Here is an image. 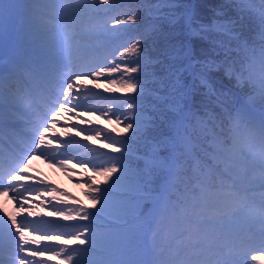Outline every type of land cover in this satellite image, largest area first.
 <instances>
[{
	"label": "snow or ice",
	"instance_id": "1",
	"mask_svg": "<svg viewBox=\"0 0 264 264\" xmlns=\"http://www.w3.org/2000/svg\"><path fill=\"white\" fill-rule=\"evenodd\" d=\"M76 12L80 9H86L93 12L99 7V0H76ZM146 2V0H140ZM250 0H226L214 10L215 19L210 23L204 22L201 12L193 9L190 3L185 0H155L150 5V13L153 21L138 30V35L133 37L135 43L131 47L123 44L121 47L127 49V53L134 58L124 63L121 72V60L115 58L113 53V62L97 65L87 72L74 73L76 79L83 83L81 79L85 75H94L95 79L104 78L109 85H115L117 80L111 76H105V73H120L121 83L117 92L135 94L123 101L127 111H122L121 115L125 117L124 131L131 134L125 137L120 143L124 146L123 152L112 143L106 145L113 148L114 152L120 153V156L113 157L114 163L109 161L110 166L98 169L101 174L106 176L103 182L106 187L99 184L93 185L89 180L87 195L91 198V207L73 206L61 202L62 207H57L55 203L52 207L64 216L63 221H49L50 225L56 228H63L75 224H81L77 231L69 234L67 241L70 245H76L77 242L81 248V258L74 264H159L158 261L147 258L148 249L144 244V237L149 231V224L162 213H175L179 209L178 220L186 232L193 237H200L204 234V239L195 244L197 249H205L207 253H213L214 249L220 247L217 242H213L210 237L212 229L224 231L235 220V213L222 206L226 196L235 198L237 194L235 173L242 164L248 162L247 155L250 149L243 147L235 136L231 137V144L227 140L219 139L213 128L207 127L208 124H216L217 120L223 121L227 117L229 121H239L243 107L233 108L235 104L243 105V101L238 98L237 89L243 90L251 86L253 91H258L262 101H264V0H259L261 8L258 10L259 36L261 39L259 59H252L251 62H240V67H235L236 61L232 64L225 59L218 63L212 53L217 48L225 49V55L232 51L226 48L223 41L217 42L209 40L210 34L214 32H223L228 41H234L238 49H248L247 41L244 38L245 27V4ZM73 0H66L65 11H73L71 5ZM108 0H105V4ZM4 0H0V5ZM15 5L9 4L8 18L11 20L14 16ZM233 8L235 12L229 15L226 9ZM99 14V13H97ZM37 19L41 25L48 31L55 32L59 36V29L51 23V18L38 16ZM136 17L132 13H126L124 19L114 17L111 21L104 22V29L98 35V39L112 41L119 39L124 33L133 29L128 27L130 21H135ZM5 15L0 9V45L3 44L5 32ZM109 25L122 26L119 31ZM71 37L61 38V54L65 59H71ZM197 41H205L211 45V52L204 44H198ZM131 42V41H129ZM109 47L108 43L104 44ZM119 51V49H117ZM124 53H121L123 57ZM60 70L57 69V72ZM127 77L126 79L124 77ZM43 96L46 103L51 105V110H41L39 115L44 123H38L29 116L28 125L34 127V131L22 133L27 140L26 147L21 149L25 154L17 157L19 163L17 167L10 172L7 177L0 180V188L12 190L18 186L19 177L14 173L20 172L21 168L27 166L29 157L33 154H44L45 150V130L48 129V120L53 113L59 115V111L64 110V105L74 96L80 93H74V96H68L65 92H74L76 81H72L69 76L66 80H57V74L51 73L42 76ZM223 81V82H221ZM58 83L60 92L57 94L54 89L48 85ZM99 89L100 85L97 84ZM94 91V90H86ZM109 92L112 89L109 88ZM103 95V93H101ZM15 98L18 94L10 92ZM34 94L29 91L25 96H20L22 102L25 98H31ZM4 98L3 80L0 77V102ZM84 97H81L83 100ZM217 106L222 110L223 116H217L209 109ZM73 108H80V103L73 105ZM202 108L207 121L197 116L194 109ZM59 110V111H58ZM82 110V109H81ZM235 113V115H233ZM76 113L73 112L72 115ZM35 115V113H32ZM112 116L117 114L112 112ZM195 118L206 128V135L213 137V151L207 152L208 160L206 162L197 161L195 171L203 176L196 185L198 195L191 197L189 202V182L190 177H183V190H180L178 184L170 180L174 166L178 159L177 147L187 139V135H181V129H186L185 123L188 119ZM85 124L88 122L81 117ZM74 129L83 128L80 124H72ZM97 129L99 125H94ZM262 137L261 151L259 159L253 161L258 163L264 171V120L261 121ZM232 131V129H229ZM95 134V133H94ZM2 135V130H0ZM76 136H79L77 132ZM43 137V139H41ZM55 139H59L56 137ZM69 140L76 137H69ZM2 154V149H0ZM63 155V153L61 154ZM54 164L69 171L67 165L70 162L67 157L62 159H53ZM76 163H81L76 159ZM223 168H218V165ZM88 162L81 164V167H87ZM115 174V175H114ZM215 176V182L210 180ZM9 177L12 183L5 184ZM94 179V178H93ZM109 180L111 183L109 184ZM43 186V191L50 193H60L63 196L70 194L39 180ZM29 187H24L23 191L14 196H22L29 193ZM172 193H176L175 202L170 198ZM37 191L35 195H40ZM72 199H76L72 197ZM99 205V208L97 207ZM214 209V211H213ZM66 213V214H65ZM142 223L130 227V223L140 221ZM67 222V223H66ZM16 223V219H12ZM258 224L260 239L259 249H252L246 255L229 252L224 258H212L206 256L204 259H188L181 264H252L247 257L252 255L253 251L264 252V207L254 218V225ZM255 230L250 229V231ZM83 237V238H82ZM20 241L27 244V237L23 231L19 233L17 245L19 251L23 252L24 247ZM58 247H63L60 245ZM32 250L33 257L42 256L44 253L39 249ZM200 255V253H197ZM219 255L218 253L216 254ZM257 261L261 259L259 255L255 257ZM0 264H3L0 261ZM19 264H33L32 260L22 257ZM34 264H46L35 260Z\"/></svg>",
	"mask_w": 264,
	"mask_h": 264
},
{
	"label": "trees",
	"instance_id": "2",
	"mask_svg": "<svg viewBox=\"0 0 264 264\" xmlns=\"http://www.w3.org/2000/svg\"><path fill=\"white\" fill-rule=\"evenodd\" d=\"M151 0H146V2H140V0H108V3L106 5H111L113 3L116 5L126 3L124 6V10L129 8V11L137 18H140L138 20L136 18L135 21H131L135 24H139L141 22H145V24H150L153 21V17H146V15H142L141 17L138 15L142 11L148 8V5L150 4ZM105 0H100V5H104ZM193 9H195V6H193ZM244 7L246 8V19H245V27H244V38L247 41L248 44L255 47L257 50L252 49H238L237 45L234 41H228L227 37L223 35V32H214L210 34L208 39H216L215 41L220 42L223 41L226 48L232 49L230 53L227 54V57L225 55V49L217 48L216 51L213 54V57L217 60L218 63L223 62L225 59L228 60L229 64H232L233 61H236L235 67L238 69L240 67V62H251V60L254 58L256 60L259 59V53H260V47H261V39L259 36L260 28H259V19H258V10L261 8V5L259 3V0H250L249 3L245 4ZM36 9V8H35ZM24 15H27L30 17V14L27 12H24ZM21 21L26 20V16L20 17ZM148 19H151V21H147ZM144 27H139L137 29V35L138 30H142ZM135 43V42H134ZM133 43V44H134ZM132 46V45H131ZM130 46V47H131ZM211 48L210 46H208ZM211 52V49H210ZM126 59L121 62V69L120 71H123L124 63H126L128 60L133 59L134 57L127 53L126 49ZM127 78L126 76L124 77ZM118 81H121V79H118ZM223 82V81H221ZM120 86V84H119ZM113 87V86H112ZM116 91L118 88H112ZM238 98L243 101V97L249 98L252 102H254L257 105L264 106V101L261 100L258 91H253L251 86H247L243 88V90L237 89ZM135 94H130L127 96H120V97H114L117 108L122 111H127L126 105L123 104V101L125 99H128L130 96H133ZM233 108L237 107H243V111L241 114V118L238 122L239 127L242 129H245V126L242 124V121L247 118V115H249L248 108L246 107L245 103L243 102V105L235 104L232 106ZM201 108L194 109L196 111L197 116H199L202 120L207 121V117L204 115V110H199ZM210 111H213V113L217 116H223L222 110L213 105L210 109ZM235 115V113H233ZM236 120L229 121L227 117L223 118V121L220 120L216 121V124H208L207 127L213 128L217 137L219 139H224L228 141V144H231V137L235 136L236 139L241 143L243 140V137L239 135V132L237 130ZM188 127L186 129H181V135H187V139L182 142L181 145H178L177 147V155L178 159L176 161L175 167L173 169V172L170 176V180L174 184H178L180 187V190H183V177L188 176L190 177L189 182V196L191 203V197L198 195V190L192 191L193 189H196L197 182L199 180H203L204 177L199 175L198 172L195 171L196 163L197 161L200 162H206L208 160V157L206 155L207 152L213 151L212 147V141L213 137L211 135H206V128L201 123H198L197 119L190 118L185 122ZM125 125H116V135L110 134L111 140L110 141H116L118 144L122 145L120 143L121 140H123L125 137L129 136L131 134V130L129 132L124 131ZM252 129L246 134V139L248 137L255 136V131ZM229 129H232V131H229ZM257 133V132H256ZM248 136V137H247ZM109 141V142H110ZM123 146V145H122ZM124 147V146H123ZM192 149H195V151L199 154V160L195 159L191 156L190 152H192ZM120 155H114L113 153L105 154L102 162H109V158L113 157H119ZM218 168H223V165H218ZM236 174V173H235ZM115 175V174H114ZM214 178H216L214 175L210 177V180L212 182H215ZM214 180V181H213ZM111 183V180L109 181V184ZM96 185V184H95ZM100 185V184H99ZM102 188L105 186L100 185ZM173 202H175L176 193H172L170 197ZM99 207V205L97 206ZM142 223V220L138 221ZM154 222V234H156L157 238L161 240V245L158 243L154 244V248H152V254L155 261L158 259V252L162 253L163 249L172 248L174 250V253L167 254L171 259H175L177 255H179V248L176 247V240L181 239L182 236H184L183 231L184 228L180 225V222L178 220V216L173 215L172 212H166L162 213L161 215L157 216ZM183 229V231H182ZM212 233L214 235H217V237H220L218 240L220 243H223L226 240V237L224 234L220 233L218 229H212ZM189 244V243H188ZM171 245V246H170ZM190 245V244H189ZM83 247H86L83 246ZM158 251V252H157ZM163 258V257H162ZM165 264H169L167 259H163ZM171 264H181L176 262V259Z\"/></svg>",
	"mask_w": 264,
	"mask_h": 264
},
{
	"label": "rangeland",
	"instance_id": "3",
	"mask_svg": "<svg viewBox=\"0 0 264 264\" xmlns=\"http://www.w3.org/2000/svg\"><path fill=\"white\" fill-rule=\"evenodd\" d=\"M50 2H51L50 6H52V9H53L54 5L57 3V10L61 11V16L65 20L64 28H66V30L69 29L72 33L71 35H73V34L76 35V38H79V39L85 41V43H92V41L98 42L99 40H101V39L97 38V35L101 31H105V29L103 27L104 26L103 17L98 16L97 14H94L93 12H88L86 9H80L79 13L77 14V12H76V8H77L76 0H73V3H72V6H73L72 10L73 11H71V12L65 11L66 7H68L66 5V0H51ZM154 2H155V0H151L150 4L148 5V8L145 9L144 11H142L138 15L140 17L142 15H146V17L152 18V15L150 13V5ZM185 2L190 3L191 6L193 4V6H195V9H197L201 12V15H202L204 22L210 23L213 19H215L214 10L216 8H218L219 5L224 4L226 2V0H185ZM52 9H50V10H52ZM226 12L229 15H233L235 12V9L228 8V9H226ZM4 15H5L4 24H5V32H6V30H9L12 27V25L15 21V18L13 16V18L10 20L8 18V13H6V14L4 13ZM137 19L140 20V18H137ZM245 19H246V17H245ZM40 25H41V23H40ZM80 33H83L85 36H81ZM50 34L51 35H57L55 32H52V31H50ZM211 40H214V39H211ZM197 43L198 44H204L205 47L210 52L211 48L208 47V46L211 47L210 44H208L205 41H197ZM81 79L83 80L82 84H80V81L75 80L74 76H72V80H70L69 82L71 83L72 81H76V85L74 87V92H68V96H74V93H79V92H81L84 95L74 96L73 99L68 101V103L70 105L65 104L66 107L64 108V110L61 111V114L59 115L61 117V124L66 125L67 127L70 128V130H75L74 128L70 127V125L79 124V122H77V120H79L81 117V115H80L81 109L80 108H73V105L77 104L78 102L81 104L82 103L80 101L81 97H84L83 101H87L89 98H91L90 96L85 95V94H90V93H88L89 91H86V90H88V85L97 82V79H95L94 75H85V76H82ZM86 82H88V85H86ZM199 110H203V109L201 108ZM73 112H75L76 114L72 115ZM78 132H79V134H81L80 129H78ZM246 149H248V147H246ZM78 151H82V156H81V158H83L82 163L88 162L87 167H81L82 163L78 164L79 165L78 169L82 170V171H84V169L88 170L87 174L92 173V175L89 176L92 180L98 179L100 177V175L96 171V168L93 167L92 152L88 153V146L83 144L75 152H78ZM82 168H84V169H82ZM246 171H251L256 176H261V175L264 176V171H262L260 167L257 169L256 168H247ZM50 178L54 182L59 181L61 184L69 183L71 186H74L75 189H77L78 186H81L82 183H85V186H88V183L86 181H81L79 179L75 180L72 177L69 170H67L65 168H62L59 172L52 173ZM84 178L85 177H83V179ZM79 192L81 193V191H79ZM10 196L11 195H9L8 197H5V196H2L0 194V227H4L6 225V221L2 218V216H4V214H3L4 212H2V209L5 211V213H8L5 206L9 202ZM12 204L15 206V203H12ZM14 208H19V207L15 206ZM257 227L259 228L258 224H257ZM250 236L254 237V235H251V234H250ZM33 238L36 239L40 243V237L35 236ZM41 239L45 244H47L48 241H50V240H51V242H57L56 247L54 249H50L49 247H47V249H46V250H50V253L53 255L52 259L57 257L58 251L61 249H68V248H71V250L74 249L73 245H70L67 243V241L69 239V234H64L63 236H61V235H57V234L46 233V234H41ZM6 244H7V246H10L8 244V240L6 238L5 239L0 238V249H2ZM60 245H63V247H58ZM56 250H58V251L56 252ZM23 255L24 254L19 255V256H21L19 258V260L22 257H25ZM1 259L7 260L5 262L11 263V264L16 263L18 260L12 255L11 256L1 255Z\"/></svg>",
	"mask_w": 264,
	"mask_h": 264
}]
</instances>
